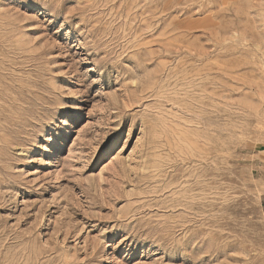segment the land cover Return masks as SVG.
<instances>
[{"label":"rangeland","instance_id":"1","mask_svg":"<svg viewBox=\"0 0 264 264\" xmlns=\"http://www.w3.org/2000/svg\"><path fill=\"white\" fill-rule=\"evenodd\" d=\"M0 264H264V0H0Z\"/></svg>","mask_w":264,"mask_h":264}]
</instances>
